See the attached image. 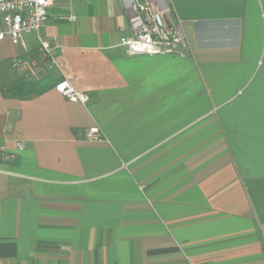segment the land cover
Wrapping results in <instances>:
<instances>
[{"label": "crops", "instance_id": "crops-1", "mask_svg": "<svg viewBox=\"0 0 264 264\" xmlns=\"http://www.w3.org/2000/svg\"><path fill=\"white\" fill-rule=\"evenodd\" d=\"M166 2L185 57L128 54L122 0H55L38 77L0 40V264H264V0Z\"/></svg>", "mask_w": 264, "mask_h": 264}, {"label": "built area", "instance_id": "built-area-1", "mask_svg": "<svg viewBox=\"0 0 264 264\" xmlns=\"http://www.w3.org/2000/svg\"><path fill=\"white\" fill-rule=\"evenodd\" d=\"M129 11L131 36H122L120 43L130 55H188L189 47L179 22L169 19L166 0H122ZM55 0H0V40L9 38L11 43L27 49L24 34L38 36L41 56L27 54L14 56L11 66L30 77H38L56 66L54 47L43 37L44 27L49 21V9ZM71 20L75 17L71 16ZM55 89L73 102L88 103L90 96L78 90L69 80H61ZM91 139L100 137L97 127L90 129ZM23 149L22 143H17ZM194 264V263H192ZM210 264V263H204Z\"/></svg>", "mask_w": 264, "mask_h": 264}]
</instances>
